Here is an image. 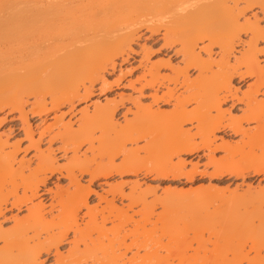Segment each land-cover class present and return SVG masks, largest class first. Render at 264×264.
<instances>
[{"label": "bare ground", "instance_id": "1", "mask_svg": "<svg viewBox=\"0 0 264 264\" xmlns=\"http://www.w3.org/2000/svg\"><path fill=\"white\" fill-rule=\"evenodd\" d=\"M252 6L258 7L264 17V0H3L0 3V110L8 107V113H19L23 134L28 140L24 150L30 147L36 149L33 155L36 162L32 166L29 159H17V152L21 149L19 140L9 144L7 139L0 138V264H42L39 259L42 252H53L58 264H88L89 256H94L100 248L102 254L99 255L105 256L104 260L94 256L97 260L91 264H169L166 257L170 252L182 258L186 247L193 248L190 243L187 246L175 243L173 246L161 243L160 239H157L160 243H153L155 246L152 244L151 247L136 239L126 242L127 235L115 229V224L107 233H114V229L117 231L104 238L108 242L111 240L110 244L101 246L100 239L107 234L105 223L119 220L125 211L122 206L119 208L114 204L116 197L129 198L127 208H130L136 201H140V205L145 200L147 202L145 193L151 190L147 188L135 192L132 187V192L126 195L122 190L123 182H117L102 190V194L90 185L113 174L144 173L159 178L184 177L192 180L195 174L203 175L206 172L199 171L195 164L185 170V160L181 155L200 149L206 150V164H213L210 176L229 174L243 179L248 175H264V142L257 141L264 137V60L261 64L259 59L264 48L258 47L259 42L264 41V26L259 25L256 13H253L254 20L242 16ZM241 17L244 18L242 22ZM140 26H145L151 33L162 29L163 46L175 47L178 44V49L174 51L181 54L180 60L184 66H173L169 60L162 62L169 65L171 76L167 78L174 86L166 84V90L158 95L152 79L159 76L161 63L160 60L152 62L136 78L138 87L130 82L138 95L128 99L135 109L131 111V108H126L123 117L126 125L119 124L115 119L116 111L125 103L120 96L119 100L105 99L103 104H95L92 114L84 109L76 129L72 128L71 123H63L62 130L57 127L53 134L49 130L48 134L41 131L35 140V131L27 118L29 113L40 116L58 110L67 103L72 104L75 99L85 100L93 93L97 81H101V90L119 86L121 78L108 82L104 72L107 68L115 67V58L128 55ZM243 29L245 31L242 32L248 34L247 40L240 39ZM199 41L202 42L199 49L207 54L206 58L196 50ZM239 43L243 49L241 56L233 57L231 63L230 57ZM214 46L218 49V57L212 58ZM149 53L146 50L144 56L148 58ZM190 68L196 69V79H190ZM146 74L154 78L147 80ZM249 77L254 80L239 95L240 90L232 86L233 79L243 81ZM213 80L218 88L212 86L215 83ZM177 84L190 93L176 96ZM150 87L154 89L149 94L151 103H169L174 99L172 110L166 113L155 110L151 104L141 103L140 97H145L146 89ZM192 100L197 104L195 112H199L194 118L197 122L196 127L193 125L197 128L195 132L183 127L186 121L192 122L193 115L186 117L185 121L177 116L183 114L185 105ZM228 101L232 108L241 104L239 109L242 114L235 116L230 109H223L222 105ZM27 105L29 108L26 110ZM254 109L259 112L254 113ZM212 111L217 112V118H212ZM126 112H132L134 119L125 120L128 119ZM5 118L0 117V121ZM56 119L57 116L54 121L57 124ZM148 122L156 125L153 131L145 126ZM243 123H251L252 126L244 127ZM95 129L102 131L101 137H94ZM221 130L238 135L240 139L230 142L221 137V142L216 144V131ZM196 136L200 137L199 143L195 140ZM45 139L49 144L43 151L40 150V143ZM56 139L61 143L57 148L63 155L72 153L64 164L57 163L51 146ZM139 140L145 141L140 147L137 145ZM95 141H98L97 147L94 146ZM127 142L138 147L128 148ZM85 144L88 146L82 157L79 153ZM6 147L11 149L6 150ZM217 150L226 154L215 158ZM87 151L91 155L86 156ZM140 151H143L142 155ZM119 155L122 158L116 162L115 158ZM174 157L177 160H173ZM151 158L160 161L149 165ZM77 173L79 176L88 175L87 184L80 183ZM54 174L67 178L68 186L56 184L55 189L46 187ZM101 183L106 184V181ZM252 188L247 184L245 192H229V196L223 194L212 201L208 198L211 194L209 191L197 197L193 196L191 190L185 193L181 190L183 199L196 206L198 213H213L216 221L210 233L215 239L206 240L211 241L210 246L203 241L196 244L193 250L198 255V261L193 264H264L263 238L260 241L251 239L248 249L246 247L247 239L254 234L264 236V209L261 204H264V185H257L254 190ZM91 194L97 197L98 204H89ZM43 195L49 198L48 210L42 200L34 203L35 198ZM235 201L243 206L249 203L256 205L251 210L244 206V210L239 209V212L226 211L225 207ZM23 206L26 209L24 215L10 214L12 209L20 210ZM143 206H140L141 209ZM82 209L85 212L80 216L87 215L85 226L94 227L97 236L93 237L100 242L99 245L88 233L91 229L85 227L83 232L80 228L79 212ZM145 211L144 214L147 213ZM164 211L159 214L155 212L159 215L158 218L155 215L156 219L162 218L157 220L162 222L161 225L166 222L164 216L167 214L164 215ZM149 212L145 218L139 217L145 219L144 222L151 220L156 223L155 216V221L149 219L153 211ZM7 213L13 219V224L3 228L2 223L9 220ZM137 220L139 218L135 222ZM70 231L73 233L72 245L63 254L59 251V245L67 239ZM81 243L84 249H80ZM159 248L167 254L159 253ZM140 249L144 250L143 254H139ZM127 251L133 252L125 260Z\"/></svg>", "mask_w": 264, "mask_h": 264}, {"label": "rangeland", "instance_id": "2", "mask_svg": "<svg viewBox=\"0 0 264 264\" xmlns=\"http://www.w3.org/2000/svg\"><path fill=\"white\" fill-rule=\"evenodd\" d=\"M144 1H151V0H144ZM2 2H3V0H0V3H2ZM240 5L241 6L243 5L242 2ZM253 13L254 14L256 13L257 18H259V23H260L259 25L264 26V17H262L261 12L259 11L258 7H256V6H252L251 8H248L242 16L244 18L249 17L250 20H254L255 17L253 15ZM243 17H241L242 19H240V22L243 21V19H244ZM242 31H245V29L240 31V33H241L240 39L247 40L248 34H246V32H242ZM136 34H135L136 36H134V40H133L134 42H132V44H131V48H132L131 50L132 51L131 50H130V52L128 51V55L124 54L123 57L118 56L117 58H115V67L113 69L107 68V70L104 72V78L108 82H114V80L121 78L120 79L121 83L119 84V86L113 85L111 90H107V89L101 90L100 89L101 81H97L94 84L93 93H91L89 98H87L85 100H82L80 98L75 99L72 104L67 103V104L63 105L61 108H59L58 110H55L53 112L51 111V112H48V113L40 115V116L39 115L38 116L32 115L31 113L28 112L29 114L27 115V118H28L29 124L31 125L32 129L35 131V136H34L35 140L38 139L39 133L41 131H46V134H48V130H49L50 131L49 133L53 134L58 130L57 127L62 130L61 124H63V123H65V124L71 123L72 128L76 129L77 128L76 126L79 124L78 122H80L78 119L81 117V113L84 109H86L88 111V113L92 114V111L94 109L95 104H97V103L103 104L105 102V99L119 100L120 96L123 97V100L125 103L122 107H119V109L116 111V113H115L116 118L115 119L118 121L119 124L126 125V124H124L126 122H124V120H123L126 108L127 107L131 108V111H134V109H135L132 105V102L128 99L136 97L138 95L137 90H135L131 87L130 82H133L134 85L138 87L139 83H137L135 81L136 78L138 76L142 75V73L145 72L147 66L150 65L152 62H158L160 60V63H161L160 72H159L160 74H159V76H156V78H154V77L150 78V76L148 74H146L145 79L149 80V79L154 78L152 80L154 81L153 83H155L156 85H154L153 88L157 89L158 95H161V93L166 90V87H165L166 84L169 85L170 87L174 86V84L172 82L169 83V80L167 78V76L171 74L170 73L171 72L170 67H169V65H165L162 62L169 60V62L173 66H177V65L179 67L184 66V63L180 60L181 54L180 53L177 54L174 51V50H176V48L178 49V44L176 46L174 45L175 47L163 46V39L161 38L162 37L161 36L162 29H160V31L157 33H151L145 26H140L138 28ZM200 44L202 45L201 41L198 42V46H197L198 49L196 48L197 51H200V49H199V46H201ZM258 47L264 48V41H260L258 44ZM241 48H242V46L240 43L235 45L234 50H233L234 56L231 55V57H230L231 63H233V60H234L233 57L241 56L240 54H241V51L243 50ZM146 50L150 51L148 58L144 56ZM217 50H218L217 47L214 46L213 51H212L213 52L212 58L218 57L217 52H216ZM200 54L203 58L207 57V54L203 53V51H200ZM259 59L261 62H262V59L264 60V50H263L262 54H259ZM261 64H263V62ZM196 72L197 71L195 68L189 69V77H191L190 78L191 80H192V78L196 79L195 78ZM163 80H164V82H163ZM253 80L254 79L252 77L246 78L243 81H239L238 78H234L232 81V86H234L233 88H235V87L238 88L240 90L239 95H241V92L246 91L248 85ZM161 82L165 83V85H162ZM216 84L217 83L215 82V83H213L212 86H214V87L217 86V88H218V85H216ZM153 88L150 87V88L146 89L145 97H140L141 103L146 104V105L151 104L152 108H154L155 110L158 109L159 111L161 110L162 112H163V110L165 112L166 111L169 112V110H172L171 108L174 106L173 105L174 101H172V100H174V99H172L169 103H164V102L162 103L161 101L157 102V103H151L152 100H150L151 97L149 96V94L154 92ZM175 90H176L175 91L176 96L177 95L178 96L179 95H183V96L185 95L186 96L190 93V92H187L188 90L185 91L184 87H181L178 84H177ZM259 96H262V95L260 94ZM196 105H197L196 102L193 100L188 102L185 105L186 106L185 110L182 111L183 114L180 113L181 116L179 114L177 115V116H179L178 118H181L183 120L184 119L186 120V117L190 118L191 115H193L192 116L193 118H191V119H193L192 122L189 123L186 121L183 124V127L184 128H190L191 132H192V130L194 131L195 129H197V128H194V126L196 127V125H197V122L194 118H195V116H198L197 113H199L198 110H197V113L195 112ZM240 106H242V105L240 104V105H237L236 108H232L230 106V102L228 101L227 103H224L222 105V108L223 109H230V112L232 113V115L239 116L242 114V111L240 110L241 108L239 109ZM25 108L27 110L29 108V105L25 106ZM186 109H187V111H186ZM193 112H195L196 115ZM253 112L257 113V112H259V110L254 109ZM211 114H212V118H217V116H218L217 112H215V111H212ZM3 116H5L6 118L4 121H0V138L2 140L7 139L9 144L14 143L15 141L19 140V145H20L21 149L17 152V159H20V158H24L25 160L29 159L31 162V165L33 166L36 162V156H33L36 153V149L34 147H32V148L30 147V148H27V150H24L26 148L28 140L25 138V136L23 134V129L21 126V119L19 118V113L17 111H13V112L8 113V107H3L0 110V117H3ZM55 116H57V119H56V120H58L57 124L55 123L56 122ZM133 117L134 116H133L132 112L131 113L126 112V118H128V119H125V120H129L130 118H133ZM248 125L252 126L251 123H247V124L243 123L244 127H246V126L249 127ZM145 126H148V128L150 127L149 130L151 129V131H153V127H155L156 125L153 122H148ZM154 130H155V128H154ZM100 131H101L100 129L99 130L98 129L93 130L94 137L95 136L101 137ZM46 134H45V136H46ZM110 135H112V134H110ZM216 136H217L216 140H215L216 144L221 142V137L225 140L230 141V142H235V141H238L240 139L239 138L240 136L233 135L231 132L226 131V130L216 131ZM199 138L200 137H197V136L195 137V140L197 141V143L200 142ZM257 141L261 142V143L264 142V137L257 140ZM97 142L98 141L94 142V146L97 145ZM144 143H145V141L139 140L137 142V145H139V147H140V145H142ZM254 143H257V142H254ZM48 144L49 143L47 142L46 139L43 140L40 143V150L46 151L45 149H47L46 147H48ZM58 145L59 146L61 145L59 139H56L51 144L52 148L54 149V155H55V158L57 160V163L58 164H64V163H66L67 158L72 156V153L68 152L66 155H63V152L57 148ZM86 145L87 144L82 146L81 151L79 153V155L82 157H83L82 153H83L84 149L86 148ZM137 145H133L132 143L130 144V142L126 143V147H128V148L133 147V146L138 147ZM6 148H7L6 150L11 149V147H6ZM205 151L206 150L200 149V150H197L195 153L181 155V157L185 160V168H184L185 170L191 169V166L193 164H195L199 171L206 172V174H203V175H200L198 173L195 174V176L193 177L192 180H187L184 177L159 178V177H155L154 175H151V174L148 175V174H144V173H137V174H127V175L126 174H124V175L113 174L110 177L101 178V179L94 181V184L93 185L91 184L90 186L94 187L95 190L99 191V193H102V194H104V192H102V190H104V189L106 190V188H109L110 184H115V183L117 184V182L118 183L123 182L122 183V190L124 191V193L126 195L130 194L129 192H132L131 191L132 187H134L133 189H135L134 190L135 192H140L141 190H144L147 188L149 190H151V191H148L149 193L148 192L145 193V196H146L145 198L148 199L147 202H146V200L143 202V203H145V205L143 203H142V205H140L139 204L140 201L139 202L136 201L137 205L135 203L132 204V206L130 207L132 209L127 208V204L130 203L129 198L124 197V198H118L117 199V197H116L114 204L116 205V207H119V208L122 206L121 208H123L125 211L122 212L123 217H121L119 219L120 221L118 219H115V221L114 220L113 221H107L105 223V226H104L105 227V234L107 233L109 228L112 229L114 226L113 224H115V226H114L115 229L118 228L119 232L121 234L127 235L126 242H129L131 239H136L138 242L140 241L142 243L143 242L147 243L148 245H150V247L153 243L158 244L160 242L164 243V244L166 243L168 245H173V246L175 243L181 244V245L183 244L184 246H187V243H190L189 245H192L194 248L197 246L196 245L197 243L200 244V241H203L206 244L208 243L207 245L210 246L211 241H213L215 239V238L214 239L212 238V236H213L212 234L210 235V233H212L211 231L215 227V223H216L215 215H213V213H204V212H203L204 214H201L202 212L198 213L196 211L197 209L195 210L196 206H194L192 204H188V202H186L183 199L184 196L182 195V193L183 192L185 193V191H187V190H189V191L191 190L193 192V196L196 195L198 197L200 194H202L206 191H209V192H211V194L208 198L212 201L213 198L221 197L223 194H224L223 196H226V195L229 196V192H231V194L233 191L234 192L236 191L237 193H239V192L242 193L243 191L245 192V190H247V184H250L251 187H253V188L255 187L257 189V185L258 186L264 185V175H258V176L257 175H255V176L254 175H248L243 179H242V177H237V176H233V175H229V174H224V175H221L219 177L210 176L209 173H211V171L213 169V164L212 165L206 164L207 159H208V157H207L208 155L206 156L207 153H205ZM140 153L142 155L143 151H140ZM89 154L91 155V152L87 151L86 156H89ZM225 154L226 153L224 151L217 150L214 153V156H215V158H220V157H222V155H225ZM120 157H121V155L116 157L115 161L120 162L119 159L122 158V157L121 158ZM159 158H161V157H159ZM174 159H176V158L174 157L173 160ZM153 160H155V161H153ZM161 160H162V158H161ZM149 161H150V163H149V165H150L152 163L156 164L154 162L159 163L158 161H160V160L155 159V158H151ZM77 175H78V173H77ZM87 176L86 175L85 176L84 175H80V176L78 175V178L80 179L81 184H83V185L87 184V178H88ZM104 181H106V184L101 183ZM56 184H59V185L64 186V187L68 186L67 178H62V177H59L58 174L57 175L54 174L49 179V181L46 183V187L55 189L54 186H56ZM101 184H104V185H101ZM71 187L72 186H70V189L72 190L73 187L72 188ZM253 188H252V190H254ZM178 190H180L181 193L178 192ZM167 192L170 194V196ZM174 192H175V194H174ZM192 192H190V194H192ZM236 192H235V194H237ZM19 193H20V191H19ZM172 193L174 194L173 196H172ZM176 194L177 195L179 194L178 197H176L177 196ZM155 196H156V198H154ZM44 197H46V196L43 195L40 198H37V199L35 198L34 203L39 201V200H42V202L45 205V208L48 210V208H49L48 206H49L50 201H49V198H44ZM90 198L91 199H89V204H94V205L98 204L97 203L98 202L97 197L94 194H91ZM208 198H206L207 201L209 200ZM151 199L152 200L154 199L156 201H154V200L149 201ZM131 201H134V200H131ZM236 201L233 203H230V202H232V200H231L229 202L230 204L228 203L229 205L227 207H225L226 211L230 212V211L234 210V211L239 212V209L241 211V210H244L243 208H245V207L246 208L250 207V210H251V208H253L256 205V204L255 205L253 204V206H251L249 203V204H247V206H245V204L242 202L245 206L244 207L242 204H240ZM100 203L102 205H104V202L101 201ZM245 203H246V201H245ZM146 204H148V206ZM153 204H154V207H153ZM261 204L263 207L262 209H264V204L263 203H261ZM143 205L145 207L150 208V209L149 210H148V208L146 209ZM149 205L151 207H149ZM140 206H143L142 209ZM137 210H139L138 213H136ZM143 210L144 211L146 210L145 213L146 212L148 213L149 211L152 210L153 211V212H151L152 216L149 215V219L151 218L154 221L156 219V216L158 218V216H159L158 214L162 213L165 210L164 212H166V213H164V215L165 214H167V215L164 216V215L160 214V216L161 215H162L161 217L164 216L166 222L165 223L163 222L162 225H161L162 222L161 223L157 222V220L158 221H159V219L162 220V218L156 219V223L151 222V220H149V222H144L143 220H145V219H141V218H142V216L145 218L147 213L144 214ZM83 212H85V209H82L79 212V218H80L79 223H80L81 230L84 232L85 227H87V226H85L84 222H86V220H88V217H87V215L86 216L84 215L83 217H81L80 215H82ZM155 212L158 214L156 215ZM25 213H26L25 206L21 207L20 210H16V208H14V209H12V212L10 211V214H14V215L18 214L17 216H19V217L24 215ZM10 214L8 216V213H7L9 220L2 223L3 228H8L13 224V219H10L11 218ZM149 214H150V212H149ZM147 216H148V214H147ZM154 216H155V219H154ZM136 218L137 219L139 218V220H137L135 222ZM126 219H128V220H126ZM116 220H118L119 222ZM0 221H1V219H0ZM146 221H147V219H146ZM110 222L111 223L113 222V223L111 224ZM137 222H139V223H137ZM150 222L152 223V225L150 224ZM118 223H120V224H118ZM116 224L118 227L116 226ZM110 225H111V227H109ZM149 225H151V226H149ZM154 225H155V227H154ZM89 226L90 225H88L87 229H89V230L91 229L90 232H88V230H86V231L88 233H90L92 237H93V235L97 236L96 233H94V227L91 225L90 226L91 228H90ZM92 227H93V229H92ZM152 228H153V231L152 230L150 231V229H152ZM155 228H157V229L155 230ZM115 229L112 230L114 233H115V231H117ZM91 231H93V232L91 233ZM110 233H112V232L110 231ZM110 233L108 232L106 235L102 236L103 240H102V238L100 239L101 244H102L101 246H108L110 244L109 243V242H111L110 239H112V238H110L111 236L109 237L110 238L109 242L107 241L108 239H104L105 236L108 237L109 235H111ZM114 233H112V234H114ZM90 234H89V236H90ZM72 235H73V233L70 231L67 234V239H65L62 242V244L59 245V251L62 252L63 254H65L66 251L68 250V248H70L72 245V243H71V240L73 239ZM254 235H255V237H253ZM254 235L252 237H250L249 240L247 239L246 247L251 244V242H250L251 239H255L257 241L264 239V236L261 233H259L258 236H257V234H254ZM145 236H147V237H145ZM148 237H150V238H148ZM155 238H156V242H154ZM157 239H160V242L157 241ZM95 240L97 241L96 244H98L99 241L97 239H95ZM206 240H211V241L209 242ZM99 244H100V242H99ZM92 245H94V244H92ZM94 246H97V245H94ZM79 247H80V249L85 248L84 245H82V243L79 244ZM186 248L184 249V255H183L185 257L182 256V258H181L180 256L178 257L177 254H173L172 252H170V255H168L166 257V259H167L166 263H169V264L170 263H172V264H193L194 261H196V260L198 261V259H197L198 255H197V253L194 252L193 248L192 247H190V248L188 247L187 249ZM247 249H248V247H247ZM91 250L92 249H89V251H91ZM100 251H101V248H100ZM100 251L96 252L94 254V256H97V258H99L101 256V255H99V253L102 254V251L101 252ZM121 251H123V250H121ZM132 252L133 251H127L124 259L126 260L128 257H130L132 255ZM158 252L161 254H163V253L167 254V252L162 251L160 248L158 249ZM90 253H92V252H90ZM143 253H144V250L140 249L139 254H143ZM175 255H177V256H175ZM250 255H253V253L250 252ZM94 256L92 255L91 258L89 256V260H91V261L88 260V262H89L88 264H91L92 261L97 260L96 257H94ZM103 257H105V256L100 257V258H102L101 260H104ZM39 259L42 261V264H58L55 261V256H54L53 252H51L49 254L42 252ZM153 261H155V260H153ZM81 264H84V263L81 262ZM244 264H245V262H244Z\"/></svg>", "mask_w": 264, "mask_h": 264}]
</instances>
